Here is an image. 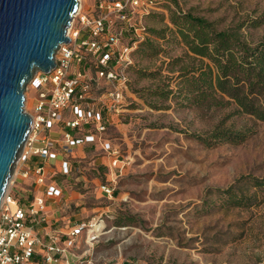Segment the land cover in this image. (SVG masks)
Here are the masks:
<instances>
[{"label": "rangeland", "instance_id": "rangeland-1", "mask_svg": "<svg viewBox=\"0 0 264 264\" xmlns=\"http://www.w3.org/2000/svg\"><path fill=\"white\" fill-rule=\"evenodd\" d=\"M122 1L130 20L123 22L116 14L110 18L111 30L122 34L121 44L132 48L128 64H114L113 70L124 79L99 78L97 61L88 52L86 63L75 66L92 78L82 106L103 110L106 131L97 134L96 143L74 149L69 175L61 172L62 158L48 164L47 182L61 188L62 195L46 202L48 221L37 228L39 236L46 241L51 234L61 240L67 258L60 264L67 260L70 264H264V191L258 193L259 205L250 208H220L216 196L209 194L245 176L264 177V122L235 114L232 106L208 111L159 101L170 109H153L149 102L156 99L146 101L139 91L157 83L141 78L138 70L152 71L167 58L144 59L136 50L150 28L170 25L169 9L176 8L167 0H139L138 5ZM176 1L183 12L214 22L221 31L244 23L241 33L251 46L264 42V23L251 26L255 20L264 22V0ZM99 2L82 0V13L98 17ZM157 42L171 57L185 52L183 45ZM163 74L168 75L166 69ZM117 91L119 101L111 96ZM37 99L29 84L28 113L35 114ZM64 117L65 121L73 117L70 108ZM219 125L236 131L252 127L255 133L238 146L206 147L192 137ZM52 136L65 143L57 129ZM106 142L112 146L110 153L103 149ZM16 171L17 164L11 180ZM17 180L8 189L22 205L44 192L32 178ZM246 191L253 194L256 189L246 186ZM83 226L79 235L71 236Z\"/></svg>", "mask_w": 264, "mask_h": 264}, {"label": "built area", "instance_id": "built-area-1", "mask_svg": "<svg viewBox=\"0 0 264 264\" xmlns=\"http://www.w3.org/2000/svg\"><path fill=\"white\" fill-rule=\"evenodd\" d=\"M132 3L138 5L139 0H132ZM98 9L102 12L98 17L82 11L74 15L67 33L71 41L61 45L55 69L49 74H36L30 83L38 99L35 114L26 111L32 118L31 130L17 161L16 178L10 183L16 186L18 178H32L36 186L44 187V196L29 198V203L22 205L16 194L7 189L0 205V264H60L67 258L56 235L47 234L44 241L37 232V228L48 221L46 199L62 195L61 188L48 184L47 166L62 158L61 172L69 175L73 170L70 159L74 149L96 143L97 134L106 131L103 110L82 106L81 99L90 89L92 78L85 69L75 66L86 63L88 52L97 61L99 78L122 81L124 78L113 70L114 64L122 61L128 64L132 51L131 46L121 44L122 34L111 30V14H116L123 22L130 20L124 1H101ZM111 96L116 101L121 98L119 91ZM69 108L73 117L65 121L64 113ZM56 129L64 136L63 145L52 136ZM103 149L109 153L113 151L107 142ZM119 164L116 156L114 166ZM106 189L111 194V190ZM83 228L75 229L71 236L79 235ZM67 264H70L68 260Z\"/></svg>", "mask_w": 264, "mask_h": 264}, {"label": "trees", "instance_id": "trees-1", "mask_svg": "<svg viewBox=\"0 0 264 264\" xmlns=\"http://www.w3.org/2000/svg\"><path fill=\"white\" fill-rule=\"evenodd\" d=\"M176 10L169 9V22L162 29L148 30L140 42L136 54L153 60L164 55L167 60L156 69H139L141 78L155 81V88L142 89L149 105L155 110L170 109L159 101H176L185 106H196L204 110L234 107V113L247 115L257 122H264V42L251 46L241 33L244 23L221 31L214 22L203 17L183 12L176 0H167ZM164 20V17H163ZM260 20L252 21L259 27ZM183 45L181 56L171 57L157 42ZM166 69L168 75H164ZM252 127L241 130L223 128L219 125L208 134L192 135L206 147L230 144L242 145L254 135ZM246 186L256 189L251 194ZM259 191H264V177L245 176L226 189H212L220 208H250L259 205Z\"/></svg>", "mask_w": 264, "mask_h": 264}, {"label": "water", "instance_id": "water-1", "mask_svg": "<svg viewBox=\"0 0 264 264\" xmlns=\"http://www.w3.org/2000/svg\"><path fill=\"white\" fill-rule=\"evenodd\" d=\"M81 5L82 0H0V205L31 130L27 88L36 74L55 69Z\"/></svg>", "mask_w": 264, "mask_h": 264}, {"label": "crops", "instance_id": "crops-1", "mask_svg": "<svg viewBox=\"0 0 264 264\" xmlns=\"http://www.w3.org/2000/svg\"><path fill=\"white\" fill-rule=\"evenodd\" d=\"M78 153L81 154L82 153V150L81 149H78ZM39 194H41L40 195L41 197L44 196V192H42V193L40 192ZM54 200H56V199H54V198H47L46 199V202L50 203V202H53Z\"/></svg>", "mask_w": 264, "mask_h": 264}, {"label": "bare ground", "instance_id": "bare-ground-1", "mask_svg": "<svg viewBox=\"0 0 264 264\" xmlns=\"http://www.w3.org/2000/svg\"><path fill=\"white\" fill-rule=\"evenodd\" d=\"M82 10V5L79 7L78 11L77 12H80ZM76 12V13H77ZM28 89V88H27Z\"/></svg>", "mask_w": 264, "mask_h": 264}]
</instances>
